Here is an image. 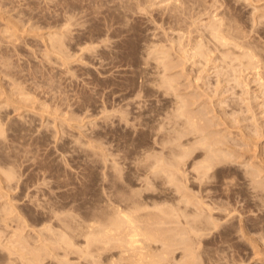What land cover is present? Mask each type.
<instances>
[{
    "label": "rangeland",
    "instance_id": "rangeland-1",
    "mask_svg": "<svg viewBox=\"0 0 264 264\" xmlns=\"http://www.w3.org/2000/svg\"><path fill=\"white\" fill-rule=\"evenodd\" d=\"M211 21L216 22L211 24ZM223 23L230 25L226 27ZM212 25L229 30L232 25L231 31L235 28L238 29L235 32L241 33L227 30L225 33L231 34L226 38L231 37L228 41L232 47L226 44L224 47L219 45L220 41L217 43L215 35L216 41H213ZM233 36L244 39L238 38L236 43ZM200 42L203 46L206 44L205 47L202 48ZM259 48L264 50V0H0V115L3 124L0 129L4 128L0 134V174H5L2 169L4 172L15 166L19 172L16 177H20L10 184L5 181L7 177L0 175L6 178L3 185L8 186L0 184V191H4L0 193L5 194L0 195V207L15 206L11 205L10 210L6 208L14 214L0 209L2 217H14V223L24 220L25 214L28 223L22 222L23 225H31L22 229L33 236L24 232L21 235L30 237L35 245L43 236L51 235L52 241L55 237L71 235L72 240L80 243L77 247L82 248L85 242L77 234L80 231L69 227L73 216L80 221L85 213L97 218V210L104 204L106 195L112 193L123 202L136 192L154 193L164 199V196L181 197V193H176L175 181H171L174 171L180 180H185L184 183L176 181L177 186H185L182 183L188 182L185 187L189 186L190 190L184 188L187 198L195 193L197 197L202 194L206 201L212 197L216 199L215 205L219 208L214 212L219 214V227L224 222L232 223L233 233L227 244L212 241L203 245V250L199 251L204 254L200 260L196 259L197 263L264 264V221L259 219L264 210L263 201H260L264 200V195H256V190L252 189L254 184H250L246 173L253 167L260 168L263 172L257 179L264 185V67L261 66L264 61H260L262 55L264 60V54H260L263 51ZM228 49H233L229 56L225 55ZM248 50L252 51L251 55L245 58L249 60L250 56H255L251 57L253 61L242 58ZM255 51H259L261 58L254 55ZM240 57L242 62L236 60ZM183 112L201 116L200 119L196 117V121L202 120L206 130L195 131L200 122H196L192 130L194 123L187 126L191 122ZM203 126L198 127L199 130ZM202 135H210V139ZM206 142H211L212 146H207ZM214 150L225 157L217 155L215 160H225H213L217 164L211 169L213 175L202 176L199 171L204 168L200 166L198 171L196 168L206 163L204 156L213 154ZM148 153V156L152 153L150 158L145 156ZM144 156L150 160L145 158L144 162ZM159 158L162 159L156 162ZM161 160H166L168 165L178 161V166L173 164L179 172L173 169L174 165L167 167ZM150 161L155 166L148 164ZM112 165L117 170L112 169ZM148 166H152L156 177L150 174ZM156 167L159 168L155 170ZM178 169L184 171L182 175ZM157 171L159 174L154 173ZM147 176L158 180L153 188L146 189L144 184L149 181L150 185L151 181ZM143 177L146 183L142 182ZM127 178L137 183L130 184ZM261 188L264 193V186ZM150 202L157 205L161 201ZM51 205L56 210L54 213L50 212ZM153 209L149 214L155 215L153 218L157 220L158 212L153 211L158 209ZM6 213L10 215L6 217ZM184 215L180 219H184ZM20 216L22 219L18 218ZM240 222L246 226L241 228ZM13 223L15 227L18 224ZM254 223L257 227L251 231ZM47 225L56 228L52 234L49 233L51 229L48 232L47 228L43 229ZM58 227L69 234L65 235ZM42 229L46 233L38 239L37 231ZM211 230L212 234L209 230L202 232V240L210 239L219 231ZM59 231L62 235L58 236L55 233ZM182 235H186L182 239L189 236ZM178 236L180 238L181 234ZM53 241L51 248L56 252L52 250L45 264L69 261V264H93L89 258L82 259L86 258L85 253L78 252L76 245L74 250L68 247L71 245L64 246L62 243L66 242L61 243L60 238ZM55 241L65 248L62 250ZM178 245L173 246L174 253L170 255L175 256V262L182 257L185 248L183 244ZM217 245L223 248L218 249L219 254L209 262L206 255L217 249ZM66 250L70 260L63 253ZM5 256V251L0 250V264L7 262Z\"/></svg>",
    "mask_w": 264,
    "mask_h": 264
},
{
    "label": "bare ground",
    "instance_id": "bare-ground-1",
    "mask_svg": "<svg viewBox=\"0 0 264 264\" xmlns=\"http://www.w3.org/2000/svg\"><path fill=\"white\" fill-rule=\"evenodd\" d=\"M151 1V0H150ZM161 1V0H160ZM180 1H182V0H180ZM149 2V1H148ZM176 2H178V1H176ZM167 3V2H166ZM173 5V4H172ZM177 5V4H176ZM183 5V4H182ZM145 6V5H144ZM175 7H177V6H175ZM85 11V10H84ZM173 13V12H172ZM178 14V13H177ZM177 17V16H176ZM231 19H229V21H230ZM227 21V20H226ZM212 22V21H211ZM216 22V21H215ZM215 22H212L211 24H215ZM217 22H219V21H217ZM234 22V21H233ZM231 23V22H230ZM230 23H228V25L226 24V23H223V24H226V27L227 26H229L230 25ZM178 24H179V22H178ZM217 24V23H216ZM232 24V23H231ZM6 26V25H5ZM213 26V27H212ZM211 27H210V29H214L213 31H215V32H213V31H211V30H209V31H207V32H210L211 31V34L213 35H211L210 33V36H212V38L214 37V35H215V39L217 40V43L220 41L221 43H223V44H221V43H219V45H223L224 47L226 46V45H230V47H232L231 46V44L232 43H230L228 40H230L231 39V37L230 36H228V38L229 39H227L226 37H227V34H229V33H225V32H227V30L228 31H231V27H233L232 25H231V27H230V30L227 28L226 29V27H224V29L226 30H224L223 28H220V27H218L217 28V25H212ZM218 26H221L219 23H218ZM222 26H224V25H222ZM220 28V29H219ZM179 29V28H178ZM208 30V29H207ZM233 31H231V33L233 32V34H235V33H237V34H240L241 32L239 31V32H235L236 30H238V29H236L235 30V28H233L232 29ZM8 31V30H7ZM12 31V30H11ZM3 32V31H2ZM235 32V33H234ZM230 33V34H231ZM206 34V33H205ZM229 34V35H230ZM232 34V35H233ZM13 35V34H12ZM11 35V36H12ZM226 35V36H225ZM231 35V36H232ZM180 36V35H179ZM239 36V35H238ZM63 37V36H62ZM235 36H233V38H234ZM59 38H61V37H59ZM239 37H236V38H234V39H232V40H236L235 42L237 43V39H238ZM58 39V38H57ZM214 39V38H213ZM213 40V41H216V40ZM240 39V38H239ZM244 38H242V39H240L241 41L243 40ZM51 40H53V39H51ZM62 40V39H61ZM201 40V39H200ZM63 41V40H62ZM229 42V44H227L228 42ZM231 41V40H230ZM239 41V40H238ZM53 42V41H52ZM58 42H60V43H62L61 41H59L58 40ZM64 42V41H63ZM65 43V42H64ZM64 43H62L63 45H64ZM200 43H202L201 45V47L203 48V47H205V45L203 46V42H200ZM205 43V42H204ZM234 43V42H233ZM245 43H247V42H245ZM224 44H226V45H224ZM239 44V43H238ZM238 44L236 45V46H238ZM61 45V44H60ZM66 45V44H65ZM217 45V44H216ZM235 45V44H234ZM241 45H242V43H241ZM246 45H249V43L248 44H246ZM251 45V44H250ZM208 46V45H207ZM227 46V47H228ZM235 46V47H236ZM242 46H244V45H242ZM241 46V47H242ZM257 46H259V45H257ZM54 47V46H53ZM57 47H59V46H57ZM63 47V46H62ZM68 47V46H67ZM222 47V46H221ZM230 47H228L229 49H230ZM234 47V46H233ZM234 47V48H235ZM251 47H253V46H251ZM256 46H254L253 48H255ZM208 48V47H207ZM244 48H248V46L247 47H244ZM58 49V48H57ZM201 49V48H200ZM228 49V50H229ZM249 49H251V48H249ZM257 49V48H256ZM65 50V49H64ZM186 50V49H185ZM202 50H204V49H202ZM233 50V49H232ZM232 50H229V52H226V54L225 55H227V56H229L228 54L230 53V51L231 52H233ZM235 50V49H234ZM259 51L261 50V51H263V52H260V54L262 53V54H264V50L261 48H259L258 49ZM161 51H163V50H161ZM201 51V50H200ZM259 51H257V52H259ZM163 52H165V51H163ZM170 52V51H169ZM247 53H243L244 54V57H242L243 59L246 57H248L249 55H251L250 53L252 52H250L249 50L248 51H246ZM256 51H255V53H254V55H256V56H258V53H257ZM242 53H240V55L242 54ZM166 54V53H165ZM232 54H234V53H232ZM261 56V55H260ZM251 57H255V56H250L249 57V60H251V61H253V59H251ZM259 57V56H258ZM262 57V58H261ZM261 57H259V58H261V62L262 61H264V60H262L263 59V55L261 56ZM242 58L240 57V59L239 58H236V60H239V61H241L242 62ZM245 58V59H246ZM65 60V59H64ZM246 60H248V59H246ZM249 60H248V62H249ZM243 62H246L247 63V61H244L243 60ZM245 63V64H246ZM252 63H254V62H252ZM250 64V63H249ZM248 64V65H249ZM252 65V64H251ZM254 65H255V63H254ZM263 65V67H264V64L263 63H261V66ZM263 70H264V68H262ZM260 71V70H259ZM264 72V71H263ZM260 74H261V72H260ZM262 74H264V73H262ZM262 77H263V75H261ZM264 78V77H263ZM170 82H172V81H170ZM170 84H173V83H170ZM90 101V100H89ZM183 111V110H182ZM186 111V110H185ZM179 113H181V112H179ZM182 114H186V116L185 115H183V116H185V117H187L186 119H187V121H190L191 123H190V125H187V126H191L192 125V123H198V122H200V123H198V124H203L204 125V122L202 121V120H199V121H196V119H200V117L201 116H199V115H197L196 117H198V118H196L194 115H192L191 116V114L189 115L187 112L185 113V112H183ZM189 116H188V115ZM192 117H194L193 119H191ZM190 120H189V119ZM203 119V118H202ZM1 115H0V127L3 125L2 124V122H1ZM193 122H192V121ZM28 121V120H27ZM186 121V120H185ZM201 121L203 122V123H201ZM27 123H29V122H27ZM184 123V122H183ZM188 123V122H187ZM196 123V124H197ZM2 124V125H1ZM26 124V123H25ZM185 125H186V123H184ZM192 125V127L193 126H196V124L195 125ZM196 126L195 128H197L198 130H195V128L193 127H191V129L192 130H195V131H202V130H206L205 128V125L203 126V125H201V126H203L202 127V129L201 130H199V128L198 127H200L201 128V126ZM17 126H19V125H17ZM187 126H186V128H187ZM173 127H175V126H173ZM205 127V128H204ZM18 128V127H17ZM21 128V127H20ZM28 128V127H27ZM176 128H178L177 127V125H176ZM189 128V127H188ZM187 128V130L188 131H192L191 129H188ZM2 129H4V128H1L0 129V134L1 133H3V130ZM29 129V128H28ZM180 129V128H179ZM178 129V130H179ZM2 130V131H1ZM174 130H177V129H174ZM24 131V130H23ZM204 131H202V132H204ZM4 134H5V131H4ZM3 134V135H4ZM205 134V133H204ZM207 134V133H206ZM202 136H204V137H206V138H208V139H210V135H202ZM207 136H209V137H207ZM125 137V136H124ZM194 137H195V135H194ZM199 137V136H198ZM201 137V136H200ZM196 138V137H195ZM201 139H203V138H201ZM211 139H214V140H216V141H218L217 139H215V138H211ZM141 140V139H140ZM130 141V140H129ZM161 141V140H160ZM178 141H179V139H178ZM162 142H163V140H162ZM161 142V143H162ZM207 142H209V141H207ZM206 142V143H207ZM125 143V142H124ZM182 143V142H181ZM211 143V142H210ZM210 143H207L208 145L207 146H209V147H211L212 146V144H210ZM212 143H213V141H212ZM215 143H217V142H215ZM214 143V144H215ZM129 145H130V143H129ZM135 145V144H134ZM163 145V144H162ZM130 147V146H129ZM138 147V146H137ZM140 147H142V146H140ZM163 147H164V145H163ZM134 148V147H133ZM212 148H214V147H212ZM138 149V148H137ZM216 149V148H215ZM134 150V149H133ZM139 150V149H138ZM185 150L186 149H184V152L183 153H185ZM146 151H148V150H146ZM183 151V150H182ZM188 151H190V150H187V153L189 154V152ZM215 151H218V152H215ZM142 153L144 152V151H141ZM153 152H154V150H153ZM172 152V151H171ZM170 152V153H171ZM214 152H215V154L216 153H220V151L219 150H214L212 153L214 154ZM15 153V152H14ZM139 153V152H138ZM145 153V152H144ZM150 153V152H149ZM149 153L148 154H145V156H147V157H149L150 158V156L152 155V153H151V155L150 156H148L149 155ZM160 153V152H159ZM155 154H157V153H155ZM182 154V153H181ZM207 154V153H206ZM213 154H209V155H205L204 156V158H205V161L204 162H206V163H202L201 165L199 164V166H197V168H196V170L198 171V170H201V169H199V167L201 166V168H204V170H202V171H199V172H201V175L203 176V174H205V176L207 177L208 175H213V173H212V168L214 169V167L217 165H215L214 164V161L215 162H220V161H222V160H225V159H222V160H220L221 158L220 157H223L222 155H218V154H216V155H213ZM222 154V153H221ZM18 154H16V156H17ZM133 155V154H132ZM141 155H144V154H141ZM161 155H163L162 153H161ZM217 155L218 156H220V157H218L219 158V160L220 161H218V160H215V158L217 157ZM144 156V158H143V161L144 162H146V160H144L145 158L146 159H149V158H147V157H145ZM164 156V155H163ZM162 156V157H163ZM206 156H208V157H206ZM134 157H137V156H134ZM139 157V156H138ZM154 157H155V155H154ZM165 157V156H164ZM169 157V156H168ZM173 157H176V156H173ZM139 158H141V156L139 157ZM156 158V157H155ZM158 158V157H157ZM167 158V157H166ZM170 158V157H169ZM203 158V159H204ZM217 158V159H218ZM223 158H225V157H223ZM19 159H21V158H19ZM160 159H162V158H159V159H154L156 162L158 161V160H160ZM175 159V158H174ZM180 159V158H179ZM134 160H136V159H134ZM138 160V159H137ZM140 160V159H139ZM150 160V159H149ZM167 160V159H166ZM166 160L165 161H163V160H161V161H163V162H166ZM170 160V159H169ZM168 160V161H169ZM173 160V159H172ZM214 160V161H213ZM133 161V160H132ZM142 160H141V162H143ZM160 161V162H161ZM171 161V160H170ZM177 161V160H176ZM181 161V160H180ZM137 162H139V161H137ZM137 162H136V165H137ZM140 162V163H141ZM148 162V161H147ZM159 162V161H158ZM200 162H202V161H200ZM199 162V163H200ZM19 163H21V162H19ZM18 163V164H19ZM151 163H154V162H149L148 164H151ZM175 164V162H173L172 161V163L170 164V165H174ZM178 161H177V164H175V165H177L178 166ZM182 162H180V164H181ZM131 164V163H130ZM161 164H165V163H161ZM169 163H167L166 162V166L168 167V166H170V165H168ZM134 165V163L132 164V166ZM138 165H140V164H138ZM152 165V164H151ZM154 165V164H153ZM152 165V166H153ZM157 165V164H156ZM160 165V164H159ZM165 165H163V166H165ZM174 165V166H175ZM203 165V166H202ZM12 166H14V164L12 165ZM113 166V167H112ZM111 167H112V169H114L115 168V170H117L116 169V167H114V165H112ZM143 166H145V165H143ZM152 166H148L149 168L150 167H152ZM155 166V165H154ZM161 166V165H160ZM174 166H171L172 168L174 167ZM177 166H175L173 169H176V168H178ZM257 166V165H256ZM131 167V166H130ZM136 167V166H135ZM147 167V168H148ZM171 167H169V168H171ZM258 167V166H257ZM15 168V166L14 167H12V168H8V169H10V170H7V171H4L3 172V169H2V173H5V174H0V175H4L5 177H7V179L6 178H4V179H6L5 181H7L8 183H10V181H13V182H15V180H17L18 181V178H20L19 176H18V178L16 177V175L19 173V172H17V169H14ZM119 168V167H118ZM138 168V170H141V169H139V166L137 167ZM141 168V167H140ZM154 168V167H153ZM159 167H156L155 168V170H157ZM171 168V171L173 170ZM179 168H181V166H179ZM250 168H252L251 166H250ZM254 168V169H253ZM251 170H248L246 173H248L247 175H248V179L250 180V184L252 185V184H254V188L252 187V189H255L256 190V195H259V196H261L262 194L264 195V193H262L263 191H262V186H264L263 185V183H262V180L261 179H257V177H259L258 175L261 173V172H263V171H261V170H259V169H257V168H255V167H253ZM262 168V167H261ZM13 169V170H12ZM121 169V168H120ZM120 169H118V170H120ZM130 170H131V168H129ZM145 169V168H144ZM166 169V168H165ZM262 169H264V168H262ZM133 170V169H132ZM137 170V171H138ZM154 170V171H155ZM167 170V169H166ZM165 170V171H166ZM178 170H180V169H178ZM182 170V169H181ZM180 170V171H181ZM136 171V172H137ZM149 171H151L150 172V174H152V175H154L155 176V174H153L152 172V170H151V168H150V170ZM168 171V170H167ZM176 172H179V171H177V169L175 170ZM214 172H215V170H213ZM23 172V171H22ZM116 172H119V171H116ZM134 172V171H133ZM135 172V173H136ZM148 173V171H146L145 170V173ZM159 171H157V172H154V173H158ZM160 172H161V170H160ZM174 171H172L171 173L172 174H175V177L171 180V181H175L174 183L176 184L175 186L176 187H178V188H176L175 187V189L176 190H178V191H176V193L177 192H179V193H181V197L179 196V197H176V198H171V197H167V196H164L166 199H164L161 195H157V194H154V193H150V194H148V195H142V193H138V192H136L135 194H133V193H130V194H133V196L131 195V197H129L125 202H123L122 200H120L119 199V197H118V199L113 195V193L111 194V195H106L107 196V198L105 199V201L103 200V202H104V204L102 205V206H100V210H97V211H99L98 212V217L96 218V216L95 217H89L88 216V214L87 213H85V217L83 216V221L81 220H77L74 216L72 217V219L71 220H69V223H70V226L69 227H71V226H73V228H75V230L76 231H80L79 233H77V234H80V238H82L83 237V240H84V244H82V248H81V246L78 248L77 246H79V244L80 243H78V242H76L75 240H72V238L74 239V237H72L71 235H68L69 233H66V232H64L65 230L64 229H61V227H58L57 229H59L60 231L61 230H63V232H64V234L65 235H68V236H65V237H63V236H61L62 234H61V232L59 231L58 232V234L57 233H55L56 235H58L59 236V233L61 234L60 236L61 237H55V238H60V240H62L61 241V243L62 242H66V243H62L64 246H66V245H71V246H68V247H74V245H76V247H74V250H75V248L76 249H79L80 251H78V252H81V253H85V255H83L84 257H86V258H82V259H84V260H86L87 258H89V259H91L93 262V264H198L197 263V260H200L202 257V255L204 254V253H202L203 251H199V249L200 250H203V248H202V246L203 245H206V244H211V242L212 241H216L217 243L219 242V244H227V241H228V239L231 237V235H232V233H233V229H232V223H230V222H224L223 224H222V227H219V226H221V224H219V223H217L218 221V219H219V214L216 212H214V211H216V208H219V206L218 207H216V205H215V200H214V198L212 197L211 199H210V201H206L205 200V195H204V199H203V197H202V194H199L198 195V197H201V198H198L197 197V195L195 196V193H194V196H190V197H192V198H190V197H186V196H188V194H185L186 193V191H184L185 189L184 188H187V189H189L188 187H185V186H187V183H185V184H183L184 183V181H182V180H180L181 178H179L177 175H176V173H173ZM184 172V171H183ZM182 171L180 172V174L181 173H183ZM197 173V174H200V173ZM203 172V173H202ZM218 171H216L215 173H217ZM119 173H121V172H119ZM140 173H142V172H140ZM21 174V173H20ZM130 175L131 174H133L132 172L131 173H129ZM149 174V173H148ZM159 174V173H158ZM157 174V175H158ZM177 174H179V173H177ZM137 175V174H136ZM143 175H144V173H143ZM146 175V174H145ZM182 175V174H181ZM201 175H199V177L198 178H200L201 177ZM134 176V175H133ZM138 176V175H137ZM150 176V175H149ZM149 176H147L148 178L147 179H150V177ZM172 176V175H171ZM139 177V176H138ZM156 177V176H155ZM160 177V176H159ZM182 177V176H181ZM211 177V176H210ZM3 178V177H2ZM1 177H0V184L2 183V186L4 187L5 185H3V183L4 182H2L4 179H2ZM15 178V179H14ZM188 178V177H187ZM204 178V177H203ZM202 178V179H203ZM128 179V178H127ZM143 180H144V177L142 178ZM146 179V180H147ZM201 179V180H202ZM9 180V181H8ZM138 180V179H137ZM141 180V179H140ZM139 180V181H140ZM151 181H150V185L148 184L149 183V181H147L148 183H146V181L144 180V181H142V182H145L146 184H144V185H146V189L148 188V189H150V188H153V186L152 185H154V183H155V181H158L157 179L156 180H154V178L152 177L151 179H150ZM162 180V179H161ZM170 180V179H169ZM187 181L189 180V179H186ZM128 181H129V183L130 184H134L133 182H136L137 183V181H133V178L131 179V178H129L128 179ZM127 181V182H128ZM167 181V180H166ZM176 181H178V182H183L182 183V185H185V186H177L178 184V182H176ZM28 182V181H27ZM142 182H141V184H142ZM168 182H170V181H168ZM168 182H166V183H168ZM249 182V181H248ZM247 182V183H248ZM7 183V184H8ZM33 183V182H32ZM166 183H164L165 184V186H167L166 185ZM200 183H202V181H200ZM11 184V183H10ZM13 184V183H12ZM180 184V183H179ZM14 185H15V183H14ZM23 185V184H22ZM27 185V184H26ZM33 185V184H32ZM103 185V184H102ZM172 185V184H171ZM141 186V185H140ZM152 186V187H151ZM201 186V185H200ZM248 186H250L249 184H248ZM1 187V186H0ZM6 188L8 187V186H5ZM10 187H11V185H10ZM160 187V186H159ZM162 187V186H161ZM22 188V187H21ZM101 188H103V187H101ZM142 188V187H141ZM144 188V187H143ZM170 188V187H169ZM191 188V187H190ZM248 188V187H247ZM1 189V188H0ZM5 189V188H4ZM12 189V188H11ZM27 189V188H26ZM29 189V188H28ZM105 189V188H104ZM140 189V188H139ZM145 189V190H146ZM174 189V190H175ZM181 189H183V190H181ZM186 189V190H187ZM7 190V189H6ZM144 190V189H143ZM152 190V189H151ZM154 190H157L156 188L154 189ZM165 190V189H164ZM190 190V189H189ZM200 190V189H199ZM255 190H253V191H255ZM2 191V190H1ZM0 191V192H1ZM8 191V190H7ZM105 190H103L102 189V193L104 192ZM112 191V190H111ZM132 191V190H131ZM134 191V190H133ZM160 191V190H159ZM183 191V192H182ZM188 191V190H187ZM2 192H4V191H2ZM27 192V191H26ZM44 192V191H43ZM135 192V191H134ZM167 192H169V191H167ZM192 192V191H191ZM9 193V192H8ZM29 193V192H28ZM37 193V192H36ZM101 193V192H100ZM105 193V192H104ZM109 193V192H108ZM161 193V192H160ZM193 194V193H192ZM191 194V195H192ZM197 194V193H196ZM0 195L2 196H4L5 194L3 193H0ZM32 195H35V193L34 194H32ZM44 195V194H43ZM116 195V194H115ZM142 195V196H141ZM168 195H170L169 193H168ZM190 195V194H189ZM253 195V194H252ZM6 196H7V194H6ZM25 196V195H24ZM26 196H28V195H26ZM106 196H104V197H106ZM206 196H208V195H206ZM210 196V195H209ZM45 197H47V196H44L43 198H45ZM195 197H197L198 198V200H197V198L196 199H193V198H195ZM256 197H258V196H256ZM255 197V198H256ZM1 198V197H0ZM37 198V197H36ZM122 198H123V196H122ZM125 198H127V196L125 197ZM207 198H209V197H207ZM251 198V197H250ZM259 198V197H258ZM31 199H32V197H31ZM152 201H156V200H160L161 202H158L159 204H157V205H155V202H152V205H151V200ZM257 199V198H256ZM255 199V200H256ZM261 199V198H260ZM264 199V198H263ZM30 200V199H29ZM33 200H34V197H33ZM38 200V199H37ZM61 200V199H60ZM194 200H197V202H195V203H193V201ZM7 201V200H6ZM5 201V202H6ZM11 201H12V199H11ZM31 201V200H30ZM40 201V200H39ZM260 201H263V202H261L263 205H264V200H260ZM259 201V202H260ZM10 202V201H9ZM34 202H36V201H34ZM6 203H8V202H6ZM5 203V204H6ZM32 203V202H31ZM38 203V202H37ZM47 203V202H46ZM1 204V203H0ZM35 204V203H34ZM61 204V203H60ZM255 204H258L257 202H255ZM8 205H10V203H8ZM11 205H13L14 206V204H11ZM11 205H10V207H11ZM16 205V204H15ZM38 205V204H37ZM41 205V203H39V206ZM213 205V206H212ZM219 205V204H218ZM2 206V205H1ZM42 206V205H41ZM40 206V207H41ZM96 206V205H95ZM150 206H153V207H150ZM190 206H192V207H190ZM10 207H6V208H10ZM15 207V206H14ZM36 207V206H35ZM48 207H50L49 206V204H48ZM148 207H150V209L151 208H154L155 210L156 209H158V211H153V213H156V212H158L157 213V216H156V218H158L157 220H155L153 217H155V215L154 216H152V214H149L150 212V209H148ZM258 207H260V206H258ZM264 207V206H263ZM2 208L5 210V212H10V211H6L7 209L4 207V206H2ZM2 208L0 207V209H1V211H2ZM13 208V207H12ZM11 208V209H12ZM38 208V207H37ZM42 208H44V207H42ZM51 208H52V205H51ZM54 208V207H53ZM51 209L50 210V212H53V210L54 209ZM148 209V212H146V210ZM14 209V208H13ZM17 209H18V207H17ZM44 209H46V208H44ZM43 209V210H44ZM146 209V210H145ZM153 209V210H154ZM258 209H260V208H258ZM262 209V208H261ZM260 209V210H261ZM4 210L2 211V212H4ZM10 210V209H9ZM14 210H16V208L14 209ZM66 210H67V208H66ZM71 210V209H70ZM145 210V211H144ZM0 211V212H1ZM18 211H21L20 210V208H19V210ZM54 211H56V210H54ZM58 211V210H57ZM63 211V210H62ZM68 211V210H67ZM13 211L11 210V212H10V214H14V213H12ZM15 212V211H14ZM25 212V211H24ZM31 212V211H30ZM29 212V213H30ZM33 212V211H32ZM58 212H60V211H58ZM73 212V211H72ZM18 213V212H17ZM16 213V214H17ZM20 213H22V212H20ZM19 213V214H20ZM34 213V212H33ZM46 213V212H45ZM54 213V212H53ZM61 213V212H60ZM64 212H62V214H63ZM2 213H0V250L1 251H5V257L7 258V262L5 261V263L4 264H45V261L47 260V258H49V256L51 255V253L53 254V251L54 252H56L55 251V249L53 250V248H51V246H52V244L54 243V239L52 240V241H50V237H52L51 235L50 236H46L45 234V236L46 237H44L43 235H42V233L43 232H45V231H43V229L44 230H46V228L48 229V230H46V232H48L51 228H50V225L48 226H45L42 230H39V231H37L38 232V239L40 238V237H42L41 238V240L39 241L40 243H38V244H36L35 245V243L33 244L32 242L33 241H31L32 239L30 238V237H26L27 235H21L23 232H24V234H27V233H25V231L22 229V228H24V227H26L27 228V226H30L31 224H24L23 225V223H28L27 221V219L25 218V214L23 215V213H22V215L24 216H22V218H24V220L21 218V216L20 217H18V218H21L22 219V221H19V222H14L13 223V219H15L14 217H11L10 219H9V217H8V215H10L9 213H6L5 214V216L6 217H8V218H4V217H2V215H1ZM32 214V213H31ZM43 214V213H42ZM46 214H48V213H46ZM183 214H185L184 216H185V218L184 219H180L181 217H183ZM188 214H190V216H188L187 217V215ZM27 215V214H26ZM35 215V214H34ZM44 215V214H43ZM55 216H57L58 214L56 213V214H54ZM91 215V214H90ZM152 217H151V216ZM14 216V215H13ZM16 216V215H15ZM17 216H19V215H17ZM36 216V215H35ZM45 216H47V215H45ZM54 216V217H55ZM72 216V215H71ZM94 216V215H93ZM260 216V220L263 222L264 221V210H262L261 211V214L259 215ZM28 217V216H27ZM33 217V216H32ZM39 217V216H38ZM50 217V216H49ZM13 218V219H12ZM18 218H17V220H18ZM69 218H71V217H69ZM36 219V218H35ZM39 219V218H38ZM37 219V220H38ZM53 219V218H52ZM59 219V218H58ZM80 219V218H79ZM20 220V219H19ZM41 220V219H40ZM62 219L60 218V221H61ZM34 221V220H33ZM46 221H48V220H46ZM51 221V220H50ZM229 221V220H228ZM23 222V223H22ZM43 223H46V222H44V221H42ZM15 224L16 225V223H18L17 225H16V227L15 226H12L11 224ZM51 223V222H50ZM57 224V223H56ZM51 225H53V224H51ZM66 225V224H65ZM218 225V227L216 228V227H213V226H217ZM240 225H241V222H240ZM244 225V224H243ZM243 225H241V228L243 227ZM257 224L256 223H254V225L252 226V227H250V230L252 231V229H256L255 227H257L256 226ZM12 226V227H11ZM55 226V225H54ZM60 226V225H59ZM67 226V225H66ZM244 226H246V225H244ZM11 227V228H10ZM51 227H53V226H51ZM68 227V228H69ZM78 229H77V228ZM214 228V230L216 229V230H218L219 229V231H217V232H214L213 233V235L210 237V239H203L202 240V236L204 235V233H206L207 232V230H209V232L210 231H212L211 229H213ZM55 228V227H54ZM54 228H52L50 231H49V233H51L52 234V230H54ZM65 228V227H64ZM25 229V228H24ZM56 229V228H55ZM245 229H247L246 227H245ZM23 230V231H22ZM36 230V229H35ZM72 230V229H71ZM75 230H73L74 231V233H75ZM203 230H205V231H203ZM240 230H242V229H240ZM18 231H20L19 233H18ZM34 231V230H33ZM56 231V230H55ZM58 231V230H57ZM174 231V232H173ZM31 232V231H30ZM36 232V231H35ZM36 232V233H37ZM45 232V233H46ZM202 232H204V233H202ZM54 233V232H53ZM211 234H212V232H210ZM29 235H30V233H28ZM40 234V235H39ZM54 234V235H55ZM171 234H173V235H171ZM179 234H181V237L180 238H178L179 236ZM182 234H187V235H189L188 236V238L187 239H182V238H184V236H185V238H186V235H182ZM191 234V235H190ZM53 235V236H54ZM206 235V234H205ZM30 236H33V234H31ZM78 236V235H77ZM82 236V237H81ZM177 236V237H176ZM67 237H69V238H67ZM62 238V239H61ZM37 239V238H36ZM69 239H71V240H69ZM56 240H58V239H56ZM66 240V241H65ZM59 241V240H58ZM58 241H55L56 243L58 242ZM50 242H52V244H50ZM80 242V241H79ZM225 242V243H224ZM55 243V244H56ZM61 243H59L58 242V244L57 245H59L60 246V248L62 249L64 246H62L61 245ZM184 245V249H183V255H182V257H179V258H176V261L177 262H175V260H174V258H175V256L174 257H171L170 255H172L171 253L173 252L174 253V249H173V246H177L178 244H180V245H182V244ZM185 244H186V246H185ZM38 245V246H37ZM57 245H55V246H57ZM180 245H178V246H180ZM54 246V245H53ZM208 247V246H207ZM55 248V247H54ZM57 248H58V246H57ZM65 248V247H64ZM177 248H179V247H177ZM223 247L222 246H220V245H217V249H215V250H212V251H209V250H207V251H209L208 252V255H206V258L209 260V262L211 261V259H213L214 257H215V255H216V253H217V250L218 249H222ZM81 249H83L82 251H81ZM181 249H182V247H181ZM53 250V251H52ZM63 250V249H62ZM65 250V249H64ZM176 250V249H175ZM226 250V249H225ZM224 250V251H225ZM220 251V250H219ZM65 252H67V250L66 251H64L63 253H65ZM74 252V251H73ZM221 252H222V250H221ZM70 253V252H69ZM222 253H224V252H222ZM57 254V253H56ZM66 255H67V253H65ZM182 254V253H181ZM217 254H219V253H217ZM56 255H54L53 257H55ZM57 256H59V254L57 255ZM83 256H81V257H83ZM181 256V255H180ZM52 257V256H51ZM67 259H69L68 257V255L67 256H65ZM63 258V259H65V261H67L66 260V258ZM197 257H200V258H197ZM218 257V256H217ZM220 257V256H219ZM222 257H224V256H222ZM5 258V259H6ZM58 258V257H57ZM61 258V257H60ZM171 258H173V259H171ZM186 259L187 260V258H189V260H185V261H182L181 262V260H179V259ZM51 260H53V259H55V258H50ZM62 259V258H61ZM197 259V260H196ZM218 259V258H217ZM223 259V258H222ZM222 259H220L221 260V262H222ZM55 260H58V259H55ZM54 260V261H55ZM70 260V259H69ZM172 260H174V261H172ZM219 260V261H220ZM223 260H225V259H223ZM62 261V260H61ZM216 261V260H215ZM215 261H213V262H215ZM219 261H217V262H219ZM234 261H236V260H234ZM56 262H60V261H56ZM63 262V261H62ZM70 262V261H69ZM69 262H65V263H62V264H69ZM212 262V261H211ZM61 263V262H60ZM199 263H201V262H199ZM216 263V262H215ZM215 263H213V264H215ZM220 263V262H219ZM225 263V261L223 262V264ZM227 263V262H226ZM231 263H235V262H231ZM70 264H72V263H70ZM74 264H79V263H74ZM91 264V263H90ZM210 264V263H209ZM218 264V263H217ZM221 264V263H220ZM228 264V263H227Z\"/></svg>",
    "mask_w": 264,
    "mask_h": 264
}]
</instances>
